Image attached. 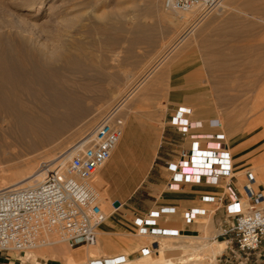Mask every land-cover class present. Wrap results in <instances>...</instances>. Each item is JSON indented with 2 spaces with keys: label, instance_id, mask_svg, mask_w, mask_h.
<instances>
[{
  "label": "rangeland",
  "instance_id": "obj_1",
  "mask_svg": "<svg viewBox=\"0 0 264 264\" xmlns=\"http://www.w3.org/2000/svg\"><path fill=\"white\" fill-rule=\"evenodd\" d=\"M219 1L208 11L201 7L175 11L165 8L163 0H0V78L7 79L6 85H17V90L21 89L18 93L22 94L18 95L28 102L34 100L37 105L28 123L34 136L30 138L22 127L18 129L21 134L16 130L25 141L21 145L16 143V132L5 127L8 118L0 114V129L9 132L0 130L4 134L2 139L5 136L7 140L6 145L1 142L0 146L1 175L25 177L30 165L38 159L41 170L52 169L72 145L88 138L99 119L115 104L118 103L125 117V135L97 174L108 183L111 200H120L119 209L110 206L106 210L108 221L115 210L113 216L126 220L132 233L112 234L101 230V242L105 248L107 244L112 247L99 257L128 253L129 258H138L139 249L152 241V237L135 234L133 219L145 208L160 203L155 201L166 191L167 161L176 158L187 140L168 123L179 105L192 107L194 120L207 122L217 118L223 123L235 160V173L244 167L245 179L250 169L257 188L264 193V94L258 95L264 85V0ZM178 14L186 16L190 24L187 20L178 21ZM185 24L196 25L178 43L179 36L188 28ZM61 53L73 58L63 62ZM46 59L53 64L45 63ZM9 102V99L2 101L0 107ZM134 117L137 120L134 129L139 132L128 139L126 133ZM147 138L158 146L145 147V161L140 169L133 158V149L138 152L140 147L130 144ZM39 139L43 144H34L33 151L25 150L32 143L29 140ZM2 150L9 154L4 155ZM240 154L243 158L246 156L245 162H241ZM260 163L263 170L259 168ZM239 185L242 190V183ZM133 191L134 195L127 200ZM202 204L208 211L216 207L204 201ZM184 208L177 214L180 221ZM207 218L208 215L199 217L191 225L202 222L206 229L202 236L214 237L219 229L209 224ZM113 227L119 230L115 224ZM179 229L178 236L157 238L167 256L197 251L199 244L207 241ZM128 238L137 241L133 249L131 243L128 246ZM181 243H186V249ZM68 247L76 252L77 247ZM0 252L3 257L9 253L15 257L27 254L25 250ZM217 263L206 259L201 264Z\"/></svg>",
  "mask_w": 264,
  "mask_h": 264
},
{
  "label": "built area",
  "instance_id": "obj_2",
  "mask_svg": "<svg viewBox=\"0 0 264 264\" xmlns=\"http://www.w3.org/2000/svg\"><path fill=\"white\" fill-rule=\"evenodd\" d=\"M219 0H163L167 9L188 11L213 9ZM118 103L99 119L81 146H74L60 168L40 183L22 188L0 189V251L26 250L47 244L58 233L71 247L94 244L98 229L107 219L92 182L113 156L125 134V117ZM192 110L178 106L168 123L186 137L176 158L167 161L166 190L180 191L186 185L206 184L226 187L230 192L202 194L200 199L223 209L217 237L226 246L217 264H264V193L257 188L254 173H245L243 191L237 186L235 162L223 123L217 118L195 124ZM247 199L245 202L244 199ZM247 205H246V204ZM115 204V200L113 201ZM120 206V205H119ZM177 213L174 205H158L136 214L133 223L139 235L152 241L139 250L148 255L157 250V238L177 236L179 229L163 223ZM206 208L188 207L182 220L192 224ZM124 254L101 256L90 264H122Z\"/></svg>",
  "mask_w": 264,
  "mask_h": 264
},
{
  "label": "bare ground",
  "instance_id": "obj_3",
  "mask_svg": "<svg viewBox=\"0 0 264 264\" xmlns=\"http://www.w3.org/2000/svg\"><path fill=\"white\" fill-rule=\"evenodd\" d=\"M220 2V1H219ZM196 8V7H194ZM192 8V9H194ZM202 8V7H201ZM191 9V10H192ZM204 9V8H203ZM200 10V9H199ZM169 11V10H168ZM176 11V10H175ZM190 11V10H188ZM193 11V10H192ZM191 11V13H193ZM185 14V13H184ZM179 15V14H178ZM186 15V14H185ZM168 16V15H167ZM166 16V17H167ZM165 17V18H166ZM171 17L168 16V18ZM191 17V16H189ZM164 18V19H165ZM175 19V18H173ZM173 19H170L171 22H174ZM195 19V18H193ZM191 19V21L193 20ZM197 19V18H196ZM178 21H182L185 23V21L187 20V17L184 16V15H179L178 18H177ZM176 21V20H175ZM188 21V20H187ZM195 21V20H194ZM199 21V20H198ZM181 22V23H182ZM183 23V24H184ZM173 24V23H172ZM178 24V23H177ZM176 24V25H177ZM189 21H188V25H189ZM182 25V24H181ZM196 24H192L190 25L189 27L185 24V26H187L188 28L182 33L181 36H179L180 38L177 40L178 43H180L182 40H184V38H186V36L193 30V28L195 27ZM179 26V24H178ZM171 27V26H170ZM184 34V35H183ZM176 43V44H178ZM175 44V45H176ZM62 55L59 56L60 58L62 57L61 60H67V59H71L73 57H71V55H67V53H61ZM51 60V59H50ZM58 60V59H57ZM63 60V62H64ZM72 61V60H71ZM56 62V61H55ZM44 63V62H43ZM45 63H47L48 65L49 64H53L52 61H49L48 59L45 60ZM46 64V65H47ZM53 66V65H52ZM1 69V68H0ZM37 69V68H36ZM35 71V70H34ZM39 73H42V72H39ZM1 75V74H0ZM36 77V76H35ZM2 78V77H1ZM0 78V103L4 100H7L9 99L10 102H12L6 106H3V107H0V114L1 115H5L6 118H8L7 120V125L5 127H7V129H9L10 131H15L18 130L19 128L22 129V131L28 135L30 137V135L34 136V132L33 130L30 128V124L28 125L29 121L31 120V113H33L32 111L35 109V107L37 105H35L34 103V100H31L33 101L32 102H28L26 99H22V97H20L18 93V89L17 90V85L16 87H12L10 85H6V83L8 82L7 79L6 81H3V79ZM44 78V77H43ZM45 79V78H44ZM26 81V79H25ZM6 82V83H5ZM41 81H39L40 83ZM143 82V79L141 81V83ZM21 83V82H20ZM47 83V82H46ZM141 83H139L136 87H138ZM17 84V83H16ZM15 85V83H14ZM43 85V84H42ZM46 85V84H45ZM256 86V85H254ZM29 87V86H28ZM50 88V87H49ZM253 88V87H252ZM251 88V89H252ZM259 88V87H258ZM38 89L40 90V87H38ZM118 90V88H116ZM254 89V88H253ZM21 90V89H20ZM23 90V89H22ZM256 90V89H255ZM25 91V90H24ZM113 91V89H112ZM21 92V91H20ZM23 92V91H22ZM27 92V91H26ZM117 92V91H116ZM133 91L131 90L126 98H128V96L131 95ZM41 93V92H40ZM19 94V95H18ZM24 94V93H23ZM38 94V93H37ZM264 94V85L259 88L258 90V95L259 96H263ZM22 95V94H21ZM26 95V94H25ZM31 95V94H30ZM24 96V95H23ZM29 96V95H28ZM27 97V95H26ZM36 96H33V98H35ZM25 98V97H23ZM30 99V98H29ZM26 100V101H24ZM37 100V99H36ZM30 101V100H29ZM41 101V100H40ZM42 103L44 101H41ZM40 103V102H38ZM40 103V104H42ZM47 103V102H46ZM45 104V103H44ZM3 105V104H2ZM1 105V106H2ZM46 106V105H45ZM201 107H203V105L201 104L200 105ZM41 107V106H40ZM38 108V107H37ZM45 109V108H44ZM192 109V107H191ZM43 110V109H42ZM41 110V111H42ZM44 111V110H43ZM36 115H32V117H34ZM96 117V115H93ZM37 118L41 119L40 117L36 116ZM94 117V118H95ZM136 117V116H135ZM133 118L132 119V126H136L137 127V120L136 118ZM2 118V117H1ZM0 118V119H1ZM21 120H23L24 122H22ZM34 120V118H33ZM36 121H38L36 119ZM40 121V120H39ZM38 121V122H39ZM195 124H198L200 121L199 120H194ZM3 122V121H2ZM40 123V122H39ZM36 125V123H35ZM34 125V126H35ZM3 126V125H2ZM29 126V127H27ZM1 127V126H0ZM24 128V129H23ZM36 129V127H34ZM19 129V130H21ZM2 130L4 133L5 132V129L3 130L2 128L0 129ZM18 130V131H19ZM18 131L16 132V135L14 136H18L19 133ZM8 132V131H7ZM10 132L11 134H15V133H12ZM20 132V131H19ZM9 133V132H8ZM6 133V134H8ZM18 133V135H17ZM37 133V131H36ZM21 134V132H20ZM38 134V133H37ZM2 135L4 134H1L0 132V146L3 144L1 142H4L7 141V140H4L5 139V136L4 138L2 139ZM25 135V136H26ZM10 136V135H9ZM12 136V135H11ZM38 137V135H36ZM7 138V136H6ZM32 138V137H30ZM36 138V137H35ZM40 138V137H38ZM87 138H81L80 140H78L75 144L77 146H81L82 144H84V142L86 141ZM148 139V138H147ZM145 139V140H147ZM14 140V138H13ZM16 143L17 145H21V144H24L22 142H25L23 141L24 139L21 138V137H16ZM32 140V139H31ZM40 140V139H39ZM149 140V139H148ZM18 141L20 143H18ZM12 142V141H11ZM29 142H32V143H29L27 144V147L25 150L26 151H33V147L35 145H39V144H43V142L40 140V141H30ZM150 142V141H148ZM15 144V143H14ZM13 144V145H14ZM35 144V145H34ZM74 144V145H75ZM156 144V143H155ZM6 145V143H5ZM4 145V146H5ZM12 146V145H11ZM40 146V145H39ZM59 146V145H58ZM73 146V145H72ZM70 147V150L68 149V152L65 154L64 157H62V159H60V163H58V165H56L55 167H53L52 169H50L51 167L47 168V169H42L39 168L38 166V160L35 161V163L31 164L30 167H29V172L28 174L25 176V177H22L23 175H15V174H3L1 175L0 174V189H5V188H12V189H17V188H22V187H26V186H31V185H34V184H37V183H40V182H43L47 177L48 175H50V172H53L55 169H58L60 168V166L64 163V161L67 159L68 155L70 154V152L72 151V149L74 147ZM10 148V147H9ZM35 148V147H34ZM13 149V148H12ZM11 149V150H12ZM134 152H133V158L135 159V163L138 162L139 164V167L141 169L142 167V164L144 163L145 161V157H144V151H145V147H140L138 148V152L133 149ZM62 151V150H61ZM136 151V152H135ZM3 154L4 155H7L9 153H7L5 150H2ZM7 153V154H6ZM25 153V152H24ZM31 153V152H30ZM138 153V154H137ZM0 154L1 153V148H0ZM18 153H16L17 155ZM11 155V154H10ZM62 155V154H61ZM1 156V155H0ZM3 156V155H2ZM1 156V157H2ZM63 156V155H62ZM241 156V162H244V158H243V155L240 154ZM5 157V156H4ZM3 157V158H4ZM31 157V156H30ZM46 157V156H45ZM2 158V159H3ZM36 158V157H35ZM61 158V157H60ZM42 159V158H40ZM1 160V159H0ZM27 160V159H26ZM35 160V159H34ZM48 160V159H47ZM31 162V161H30ZM40 162V161H39ZM27 164H30L28 163V161H26ZM42 163V162H41ZM40 164V163H39ZM135 165V164H134ZM260 165V169L263 170L261 168V165H263L262 163L259 164ZM42 166V165H41ZM43 168V167H42ZM258 167H256L255 169H257ZM259 172V171H258ZM235 173V172H234ZM21 176V177H20ZM33 176V177H32ZM32 177V178H31ZM27 179V181H25ZM36 180V181H35ZM21 181H25V182H21ZM35 181V182H34ZM245 181V179H244ZM243 181V183H244ZM21 182V184H19ZM97 194L99 195V199H100V203L102 201V205L103 206V210L106 212V210H108L110 208V206L114 207V204H112V200L110 198V195L108 193V183L105 184L104 182V179L103 177L100 175V174H96V176L94 177L93 179V182H92ZM243 191V189H242ZM226 192H230L229 189L226 188ZM205 196L207 195H210V194H204ZM244 201L246 202L247 199L245 198ZM246 204V203H245ZM248 204V203H247ZM260 204H264V200L263 202H261ZM199 208H203V207H199ZM107 214V213H106ZM204 215V214H202ZM200 215V216H202ZM198 216V217H200ZM106 221V220H105ZM104 221V222H105ZM103 222V223H104ZM102 223V224H103ZM101 224V225H102ZM100 225V227H101ZM202 226V225H201ZM100 227L98 229V237H97V241L94 243V244H89V245H82L78 248H76V252H73L69 247L68 245L70 246V244L65 241L64 239H62L60 237V235L58 233H53L51 236H50V239L48 241L47 244H42V245H39V246H36L34 248H29V249H26L25 251H27V254L26 256L24 257L25 260H28L30 263L32 262V264H90L91 260L92 259H95V258H99V256L102 254V253H105V249L107 248H111L112 247V244H107L106 245V248L105 246L103 245V243L101 242V239L99 238V233H100ZM180 228V227H179ZM182 228V227H181ZM205 227L203 226V228L201 227V230L203 231ZM206 232V230H205ZM126 234H128V232H126ZM148 236V235H146ZM170 236V235H168ZM206 236V235H205ZM203 237V238H207V241L204 240L202 243L199 244V248L197 251H193V252H189L187 254H182L180 256H167L164 252V248H163V245H161L159 248H157V250L153 251L152 253L148 254V255H143L141 254V256H139L138 258H129L128 257V253L126 254L125 253V256H126V262H135L137 264H201L203 263L206 259H210V261H215L216 258L218 257L217 254H219L223 248V245L222 243L219 241V240H216V239H213V240H210L208 239V236L206 237ZM163 237H166V236H163ZM162 237V238H163ZM170 238H173L170 236ZM56 244H55V243ZM62 242H65V243H68V245H66L65 243H62ZM54 243V244H52ZM51 245V246H47V247H43V248H38L40 246H44V245ZM183 249H186L185 247L186 246V243H181L179 244ZM83 246H86L85 248H83ZM71 247V246H70ZM179 247V246H178ZM32 249V250H31ZM225 249V248H224ZM123 251H127L128 252V249L126 250L125 248H123ZM224 251V250H223ZM158 252V254H156ZM30 253L33 254V257H30ZM223 253V252H222ZM156 254V255H155ZM37 258H40L41 260H44L45 262H40L37 260ZM218 259V258H217ZM125 262V263H126ZM123 264V263H122Z\"/></svg>",
  "mask_w": 264,
  "mask_h": 264
},
{
  "label": "crops",
  "instance_id": "obj_4",
  "mask_svg": "<svg viewBox=\"0 0 264 264\" xmlns=\"http://www.w3.org/2000/svg\"><path fill=\"white\" fill-rule=\"evenodd\" d=\"M134 128H136V126H131V124H130V127L127 130V133H126V138L129 139V137H131L132 135L137 134L139 132L137 129H134ZM148 141H150V139L149 140L148 139L147 140H145V139L144 140H136V141L133 140V141H131L130 145L132 147H157L158 146V144L157 145L155 144L156 142H152V141L148 142ZM246 160H247V158L245 156L244 162ZM244 171H245V168L242 167V168L239 169L238 172L235 173V175L238 177V181L236 182V184H237V186L239 188H240L239 184L242 183V185H243ZM234 172H235V169H234ZM191 186H192V188H190ZM216 188L218 190H216ZM218 191H221L222 193H224V192H226V187H216V186H211V185H206V184H193V185L189 184V185L184 186V188L182 190H180V191H168V190L164 191L163 193H161V195L155 201V203L158 202V200H159L160 203H158L157 206L166 204V205H174L177 208V213L173 215L174 217H168L170 215L165 216L163 218V223H165L169 227H176L178 229H179V227H182V230H184V232L187 233V234H194V235L202 236L204 234L205 230H206V229H203V231L201 230V227L203 228L202 222H199L198 224H193V225L189 224L188 225V224L184 223V221L182 220V215H181V221L178 220L179 217L177 216V214H179L178 213L179 209L181 207H183V206L185 208H188V207H203V208H206L205 205L202 204L203 201L200 199V196L202 194H220V192H218ZM108 193H109V191H108ZM134 193H135V191L130 193L128 195V197H127V200L131 199L132 196L134 195ZM114 206H115V208H114L115 210H117V209H119L121 207V206L120 207L116 206L115 204H114ZM149 209L150 208H145V210H143L142 213L147 212ZM115 210H114L113 213H111V218L112 219L110 221H108V219H106V221L101 225L100 231L101 230H109L110 232H112V234H114V233L115 234L116 233L124 234L125 232H128V234L132 233L129 230L130 229V225L128 224V222L126 220L117 219V218H115L113 216L116 213ZM214 212H215V209H210V211H208L207 208H206V213L204 215L200 216V217H204V216L208 215V218H207L208 223L211 224L212 226H216L217 229H219V222H220L221 218L217 219V215L220 214L221 217H222L223 216V209L220 210V211H217L215 214H214ZM169 218L174 220V223H173V221L168 220ZM194 223H197V220ZM113 224H115V226L119 230H115L114 227H113ZM134 229H136L135 225H134ZM135 234L138 235V236H142V237H149V236H146V235H139L137 233V231H136ZM179 234H180V229H179ZM99 235H100V233H99ZM211 237H212V235H209L208 239H210V240L216 239V240H219L222 243L223 248H222L221 252L219 253V254H221L223 252L225 246H226L225 239L217 237V236H214L211 239ZM163 238H165V237H163ZM136 242H137L136 240L134 241L132 238H128V246H129V243H131L130 245L132 246V249L134 248V244H136ZM224 244H225V246H224ZM72 248H74V247H72ZM132 249L130 250L131 257H133L132 256V251H133ZM113 250H115V249H113ZM219 254H217V256ZM114 255H118V254H114ZM22 256H24V254H22L20 257H15V256L11 255V253H9L7 257H3L2 253L0 252V264H22V263H17V261L29 262L28 260L23 259L24 257H22ZM30 257H33L32 253H30ZM216 260H217V258H216ZM30 264H32V262Z\"/></svg>",
  "mask_w": 264,
  "mask_h": 264
},
{
  "label": "water",
  "instance_id": "obj_5",
  "mask_svg": "<svg viewBox=\"0 0 264 264\" xmlns=\"http://www.w3.org/2000/svg\"><path fill=\"white\" fill-rule=\"evenodd\" d=\"M115 205H116V206H119V205H120V201L116 200V201H115Z\"/></svg>",
  "mask_w": 264,
  "mask_h": 264
}]
</instances>
